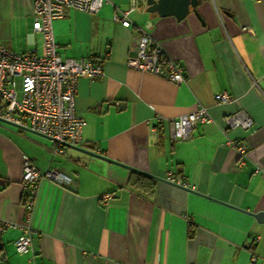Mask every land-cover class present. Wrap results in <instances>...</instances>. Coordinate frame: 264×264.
<instances>
[{
	"label": "crops",
	"instance_id": "obj_1",
	"mask_svg": "<svg viewBox=\"0 0 264 264\" xmlns=\"http://www.w3.org/2000/svg\"><path fill=\"white\" fill-rule=\"evenodd\" d=\"M32 1L0 0L2 46L42 53ZM131 7L133 24L113 21ZM196 10L177 19L146 12L144 0H107L53 21L60 56H92L103 74L77 80L84 125L64 156L45 136L0 122V219L16 223L0 233L8 264H264V223L253 215L264 212V0H199ZM142 32L184 82L127 67ZM222 92L231 99L216 101ZM202 106L211 122L174 140L169 120ZM23 155L76 182H39L26 253L14 246L26 218Z\"/></svg>",
	"mask_w": 264,
	"mask_h": 264
},
{
	"label": "built area",
	"instance_id": "obj_2",
	"mask_svg": "<svg viewBox=\"0 0 264 264\" xmlns=\"http://www.w3.org/2000/svg\"><path fill=\"white\" fill-rule=\"evenodd\" d=\"M107 0H33L32 30L40 33L42 53L34 50L17 52L0 44V122L7 121L19 129L38 133L49 139L53 156H64L66 148L81 140L84 120L76 112L75 94L80 76L98 78L102 76V64L92 56L61 57L57 51L52 23L62 18L68 9L96 13ZM129 10H117L113 21L125 27L132 23ZM127 67L140 72H149L165 77L173 83L185 81V75L177 61L169 57L163 47L150 35L139 33L135 51L126 60ZM216 101L227 102L231 98L226 92L214 95ZM205 107L169 120L170 134L174 140H184L191 129L199 123L211 122ZM8 123V124H9ZM240 151V150H239ZM168 181L186 185L170 173ZM50 180L64 188H75V180L55 168L41 171L25 155L22 156L21 183L25 226L14 241L20 253L30 250L32 229L29 218L32 213L39 182ZM16 223L0 219V233ZM0 264H8L6 255L0 250Z\"/></svg>",
	"mask_w": 264,
	"mask_h": 264
},
{
	"label": "water",
	"instance_id": "obj_3",
	"mask_svg": "<svg viewBox=\"0 0 264 264\" xmlns=\"http://www.w3.org/2000/svg\"><path fill=\"white\" fill-rule=\"evenodd\" d=\"M198 1L199 0H144V5H145L146 12L157 13L160 16L174 15L177 19H181L185 17L187 14H189L190 12H193L197 15L196 6H197ZM4 122L9 123L7 121H4ZM82 151L88 154H94L88 150L82 149ZM132 170L137 171L145 176L157 178L154 175L146 171H141V170H137L133 168ZM186 189L190 190L189 188H186ZM253 215L255 216L258 222L264 223V212L258 211L256 213H253Z\"/></svg>",
	"mask_w": 264,
	"mask_h": 264
},
{
	"label": "rangeland",
	"instance_id": "obj_4",
	"mask_svg": "<svg viewBox=\"0 0 264 264\" xmlns=\"http://www.w3.org/2000/svg\"><path fill=\"white\" fill-rule=\"evenodd\" d=\"M1 125H4L5 127H10V126H8V123H5V122L4 123L2 122ZM9 125H11V124H9Z\"/></svg>",
	"mask_w": 264,
	"mask_h": 264
}]
</instances>
